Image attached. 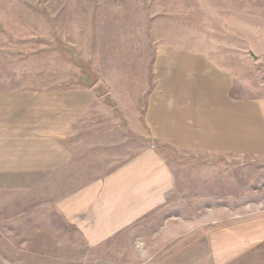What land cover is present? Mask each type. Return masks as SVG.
Here are the masks:
<instances>
[{
    "label": "rangeland",
    "instance_id": "374dc122",
    "mask_svg": "<svg viewBox=\"0 0 264 264\" xmlns=\"http://www.w3.org/2000/svg\"><path fill=\"white\" fill-rule=\"evenodd\" d=\"M161 49L202 54L234 92L264 97V0H0V90L80 113L62 169L0 185V264H264V234L235 239L263 219L264 155L180 151L146 131ZM151 149L175 179L166 203L88 246L56 204Z\"/></svg>",
    "mask_w": 264,
    "mask_h": 264
},
{
    "label": "crops",
    "instance_id": "0c3cea01",
    "mask_svg": "<svg viewBox=\"0 0 264 264\" xmlns=\"http://www.w3.org/2000/svg\"><path fill=\"white\" fill-rule=\"evenodd\" d=\"M156 53L143 115L152 139L180 151L264 155V97L234 92L232 75L202 54ZM72 110L64 112L60 94L0 90V185L45 184L62 169L68 161L64 140L80 116L79 107ZM174 186L172 172L151 149L56 205L95 247L164 206ZM245 228L236 242L256 241L264 234V215Z\"/></svg>",
    "mask_w": 264,
    "mask_h": 264
}]
</instances>
